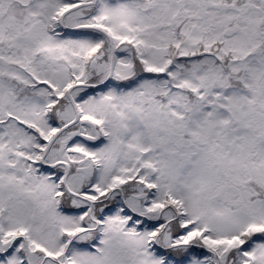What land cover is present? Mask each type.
I'll return each mask as SVG.
<instances>
[{"label": "snow or ice", "instance_id": "obj_1", "mask_svg": "<svg viewBox=\"0 0 264 264\" xmlns=\"http://www.w3.org/2000/svg\"><path fill=\"white\" fill-rule=\"evenodd\" d=\"M0 264H264V0H0Z\"/></svg>", "mask_w": 264, "mask_h": 264}]
</instances>
